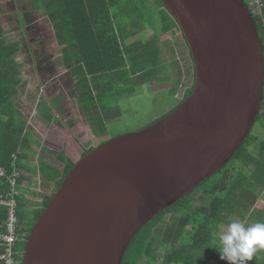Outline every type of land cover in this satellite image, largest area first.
<instances>
[{
	"label": "water",
	"instance_id": "95a60500",
	"mask_svg": "<svg viewBox=\"0 0 264 264\" xmlns=\"http://www.w3.org/2000/svg\"><path fill=\"white\" fill-rule=\"evenodd\" d=\"M191 51L194 91L167 117L77 161L21 264H123L139 232L221 170L255 125L262 43L244 0H162Z\"/></svg>",
	"mask_w": 264,
	"mask_h": 264
},
{
	"label": "trees",
	"instance_id": "16d2710c",
	"mask_svg": "<svg viewBox=\"0 0 264 264\" xmlns=\"http://www.w3.org/2000/svg\"><path fill=\"white\" fill-rule=\"evenodd\" d=\"M43 1L47 13L55 23L57 22V32L60 35L67 33L71 37V39L67 40L60 38L59 43L62 45L65 42L67 43L66 54L69 55L70 59H74L77 67V69H74V73L77 76L78 101L85 122L86 124L88 123V126H92V130L99 131L101 134L107 133L111 120L113 121L115 118L112 117L113 115L109 116L111 114V110L108 107L110 101H104V98H107L109 91L114 89V92H116V87L118 86L121 88L120 83L126 79L124 73H131V78L137 77L140 83H160L157 78L163 63H161L158 56L153 57V52L151 51L154 48V50L157 49L156 55L159 53V48L154 47L157 40H159V36L155 35L147 41H139L127 48L123 47L120 40V37L123 40L128 37L124 29L131 28L133 30V27H137L139 23L147 20L151 14V12H148L151 11L150 9H153L154 16L155 8L148 4L147 0L139 2H137L138 0ZM244 1L249 6L250 0ZM120 3L121 6L125 4V6L121 7V11ZM156 3L163 7V15L167 17V26L164 28L163 33L172 32L173 29L182 31L177 20L166 9L164 2L156 0ZM96 11L101 19V22L97 24L98 31H95L94 18H92V13ZM110 11H113L121 20H125V23H122L121 33L117 32L114 23H112L113 15L111 16ZM1 12L2 8L0 7ZM124 14L128 15L129 18L121 16ZM253 19L262 43L264 62V27L256 16H253ZM150 20L153 23V17ZM133 23L137 24V26H133ZM139 29L136 28L134 31ZM184 39L186 41L185 37ZM186 47L188 49L187 43ZM19 49V42H12L5 38L4 28L0 22V165L8 170H12L11 156L17 154L19 149L22 152L18 155L16 167L25 169L21 167L20 162L24 159V151L28 143L30 144L32 137L30 133L26 134L27 122L19 113L16 105L18 87L21 83L18 64L15 60ZM188 54H190L192 60L190 49H188ZM128 58L131 63V68L129 69L127 67ZM175 65L179 66V77H181L183 71L180 63L175 61ZM192 69L195 82L193 60ZM89 80L97 81V83H93L95 84L93 89L87 87ZM178 80L177 87L183 81L182 78ZM169 81L175 83L174 80ZM194 82L190 88L186 89L182 99L177 100L169 114L174 112L184 100L192 95ZM107 83H114V85H105ZM257 123H260L262 129H264V93L255 125ZM254 139L251 131L234 157L221 170L211 178L203 181L192 193L148 223L132 243L123 264H224L225 261L220 259L216 249L215 251H208L209 253L204 249L209 244L215 246L214 232H217L219 227L215 226L214 221L221 218L222 214L225 220L227 216L225 215L226 210H235L236 206L242 207L244 210L249 207L247 206L248 202L240 201L237 194L246 193L256 196L257 190L254 188L261 180H264V139H261L256 147L252 143ZM247 144L249 147L252 146L253 150L249 149L247 151L245 149L244 154L243 150ZM93 149L85 150L81 153L78 160L67 156L65 153L56 154L58 164L54 166L44 164L41 166L44 185L49 186L57 182L59 187L65 176L73 169L75 163ZM237 159L242 160V167H247V169L251 170V173L244 172L242 167L239 169L231 165L233 160ZM62 167H64L63 170ZM203 185L208 186V188L204 189L206 198L202 202L203 205L199 207L198 205L195 207L184 205L196 193V190ZM5 188L6 185L0 179V190ZM51 200L52 198H47L45 207L36 213L35 222ZM25 213L26 211L20 212L21 222L25 220ZM172 213L178 214V220L164 232L163 236V230L160 225ZM25 245L22 244L21 249H24ZM160 248L164 253H160ZM144 260H147V262L144 263Z\"/></svg>",
	"mask_w": 264,
	"mask_h": 264
},
{
	"label": "rangeland",
	"instance_id": "374dc122",
	"mask_svg": "<svg viewBox=\"0 0 264 264\" xmlns=\"http://www.w3.org/2000/svg\"><path fill=\"white\" fill-rule=\"evenodd\" d=\"M5 1L6 0L0 1L2 2V5L5 8L3 9V11L9 12L7 8L8 6H10L9 4H11V1L8 0L7 2ZM122 6H125V4ZM122 6L120 3V11ZM150 10L151 11L148 12H151V14L150 16H148V19L145 20L143 23H139V24H143V26H139V24L137 26V24L133 23V26H137V27H133V30L136 28L139 29L141 27H147L148 29H152L153 23L151 22L150 18L154 16L152 12L153 9ZM121 16H125L129 18L128 15L126 16V14ZM182 35H183L182 31L180 30L178 31L177 35L172 36V34H170L169 42L167 43V46L169 47L168 56L163 57L162 60L163 65L162 68L160 69V72L158 73L157 81L158 82L160 81V83H156V82H152L151 84L142 83V82L140 83L137 77L131 78V73H124L126 79L120 83L121 88L120 86H118L119 88L116 87L117 88L116 92H114V89L108 92V96L107 98H104V101H110L108 107L111 110V114H109V116L113 115L112 117L115 118V120L113 121L111 120L107 133L101 134L99 131L96 130L94 131L92 130L93 129L92 126H90V128H92L91 131L86 132L85 128H83L84 125L81 126V122L85 121V118L80 112L81 107L79 101L77 100L76 89L73 88V86L71 85L70 82L67 81V79L65 80V82L58 84V82L61 79L63 80L64 77V74L61 73L59 74L57 73L55 77L49 79V82L46 81L44 78L40 80L42 85L44 84V86L45 85L47 86L48 83L49 85L47 86V89H41L38 91L41 96L36 106H33V110H31L32 113L30 115L31 117L33 114H35V118L33 120V126L35 125L36 128L39 127L40 130L43 131L42 135L44 137L47 131L55 132L57 131V129L61 131L63 130L64 133L66 134L70 132L72 135L78 136L77 139L79 140L80 139L82 141L89 140L88 145L90 146L94 145L95 148L99 147L105 141L108 142L109 140L128 136L146 129L151 124L155 123L157 120L169 114L170 111L173 110V107L175 106L174 104H176L177 100L182 99L186 89L190 88L194 82L192 60L190 54H188L186 41L184 37H182ZM142 41H146V40H142ZM46 46L47 43H44L43 50H47ZM36 47L42 50L39 45H36ZM123 47L126 48L124 45ZM171 50H173V52H171ZM42 53L46 55L44 51H42ZM175 61L180 63V67L182 68L183 75L181 77H179V71H178L179 66L175 65ZM46 63L48 64V59ZM129 63H130V59L128 58L127 65ZM47 64L44 65L41 64L42 67L38 69L39 72L38 73L36 72V74L38 75L40 71L43 69H46V73H47L49 71ZM47 76L49 78V75ZM38 78L39 77L37 76L36 79ZM180 78H182L183 81L181 82L179 87H177L176 84H178L179 81L178 79ZM169 80H174L175 83ZM55 81H57L56 85L53 84L55 83ZM112 84L114 85V83H107L105 85L109 86ZM54 85L55 87H53ZM28 95H30L29 99L33 97L31 92ZM25 110L26 112H28L29 105L26 107ZM49 116L54 120L53 121L49 120L47 118ZM38 117H39L38 123L37 122L35 123L34 121ZM60 123H62L64 126L62 127ZM29 124L30 127H32V124L31 123ZM49 124L50 126L52 125V128L49 126ZM252 136L255 138L252 141L253 146L255 147L259 145V141L262 138L264 139V129H262L260 123L254 125L252 129ZM102 138H107V139H105V141H100ZM51 139L52 137L51 135H49L47 141L50 142ZM32 146L33 145L31 142L30 144L28 143L27 148L24 151V159L21 160L20 165L22 168H25L29 172L38 174L37 171L38 168L36 164H38V162L40 163V160L38 159L37 163L34 162L37 158V155L31 151ZM245 149L249 151V149L253 150V147L252 146L249 147L248 144L245 145V148L243 150L244 154H245ZM231 165L241 169V167L243 166V161L239 159L233 160ZM243 171L244 172L247 171L248 173H251V170L247 169V167L243 168ZM258 185L254 188L255 190H257V192H259ZM206 188H208V186L203 185L201 188L196 190V193L190 199H188L184 203V205H186L187 207H195L196 205H198L199 207L203 205L202 202L206 198L204 196L205 195L204 189ZM222 215L220 216L221 218H219L217 221H214L215 226L219 227L218 228L219 230L217 232H214L213 239H216L217 234L222 232V229L226 225L225 221L230 219L229 217L226 216L224 220V215L223 216ZM177 220H178L177 213L176 214L172 213L163 220L162 224L160 225L163 230V236H164V232L168 228L172 227V225H174ZM204 250L207 251V253H209L208 251H215V247L212 244H209V246H207L206 249ZM159 251L160 253H163V250H161V248ZM146 262L147 260H144V263Z\"/></svg>",
	"mask_w": 264,
	"mask_h": 264
},
{
	"label": "crops",
	"instance_id": "0c3cea01",
	"mask_svg": "<svg viewBox=\"0 0 264 264\" xmlns=\"http://www.w3.org/2000/svg\"><path fill=\"white\" fill-rule=\"evenodd\" d=\"M8 1H11V4H9L10 6H8V8L6 6L9 12L3 11V9L5 8L2 5V2H0V7L2 8V12L0 13V22L2 23V26L4 28L5 38H7L9 41L12 42L13 41L19 42L20 44V49L15 57V60L18 64V68L20 72V80H21V83L18 87V93L16 96V105L18 107L19 113L22 115V117L25 118L27 122L26 134L30 133V136H32L31 143L33 146L31 151L37 155V158L34 162L37 163L38 159L40 160V163L38 162V164L36 165L38 168L37 171L42 176L41 174L42 165L48 164L54 166L52 163H49L50 161L43 160L44 156L47 155L48 150L56 147L57 145L64 146V141L62 140L65 139L67 145L77 149L76 151L74 150L73 152H69L68 155L66 154L67 156H71L76 160L80 158L81 153H83L85 150L95 148V146L88 145L89 140L87 141H82L81 139L79 140L77 139L78 136L72 135L70 132L66 134L64 133L63 130L61 131L59 129H57V131L55 132L47 131L48 134L46 133L44 137L42 135L43 131H41L39 127L36 128L35 125L33 126V120L35 118V114H33L31 117L30 115L32 113L31 110H33V106H36L38 100L40 99L41 95L39 94L38 91L41 89H47V86L49 85V83L47 84V86L46 85L44 86V84L42 85L40 80L44 78L46 81L49 82V79L55 77L57 73L64 74L63 80L61 79L58 82V84L65 82V80L67 79V81L71 83L73 88L76 89L77 100H78L77 76L74 73L75 71L74 69H77V67L75 65L74 59H70L69 55L66 54L67 52L65 49L67 47V43L65 42V44L63 45L59 43L60 38H63V40H67V39H71V37L67 35V33L65 32H64L65 35H60L57 32L56 29L57 22L55 23L52 17L47 13L44 7L43 0H8ZM139 1L141 0H138L137 2ZM5 2H7V0ZM147 2L148 4L152 5L155 8L152 29H148L147 27H141L138 31H134L131 28H126L124 29L126 30L125 32L126 36L128 35V37L129 36L130 37L129 38L127 37L126 40H123L120 37L121 44L127 48L128 46L133 45L139 41L142 40L147 41L153 38L155 35L159 36V40H157L156 46H154L159 48L160 50L159 53L156 55L155 52L157 51V49L154 50V48L151 51L153 52V57L158 56L159 59L161 60V63H163L162 62L163 57L168 56L169 47L167 46V43L169 42L170 34H172V36L177 35L179 30L173 29L172 32L163 33L164 28L167 26V17L166 15L165 16L163 15L164 12L163 7L157 5L156 0H147ZM110 13L111 16L113 15L112 23H114L117 32L121 33L122 23H125V20H121V18L117 17L116 14L113 13V11H110ZM92 18H94L93 24L95 27V31H98L97 24L101 22V19L99 18L97 11L92 13ZM141 26H143V24H141ZM44 43H47L46 46L47 50H43ZM36 45H39L42 50L37 48ZM42 51H44L48 56L43 54ZM47 59H48V64L46 63ZM41 64L43 65L47 64L49 71L46 73V69H43L37 75L36 72L37 73L39 72L38 69L42 67ZM127 67L128 69L131 68V63H129ZM47 75H49V78ZM37 76L40 78V79L38 78L39 81L38 79H36ZM94 82L97 83L96 80ZM94 82L92 80H89L88 81L89 84L87 87L93 89L95 87V84H93ZM53 84L56 85L57 81H55V83ZM55 85L53 87H55ZM30 92L32 93L33 97L29 99L30 95L28 94ZM93 93L97 94L95 92ZM25 105L27 106L29 105L28 112H26L25 110L27 107ZM80 112L82 114V110ZM39 117L34 121L35 123L36 122L38 123ZM47 118L51 121L54 120L53 118H50V116ZM29 123L32 124V127H30ZM52 125L50 126L49 124L51 128ZM60 125L62 127L64 126L62 123H60ZM82 125H84L83 128H85L86 132L91 131L90 126H88L85 121L81 122V126ZM49 135H51L52 137L50 142L47 141ZM105 139L107 138H102L100 141H105ZM20 152H22L21 149L17 151L16 155H19ZM53 154L56 157V154L58 153H53ZM257 193L258 194L256 196L249 195L246 193L237 194V197L240 198V201L248 202L247 206L249 207H247V209L244 210L242 209V207L236 206L235 210L233 209L226 210L225 215H227L230 219H228L222 231L226 230L228 222L232 220H238L241 222H245L246 224H253L255 222H264V180H261V182L259 183V192ZM249 264H264V250L258 251L254 255L253 260L249 262Z\"/></svg>",
	"mask_w": 264,
	"mask_h": 264
},
{
	"label": "built area",
	"instance_id": "2783aa9c",
	"mask_svg": "<svg viewBox=\"0 0 264 264\" xmlns=\"http://www.w3.org/2000/svg\"><path fill=\"white\" fill-rule=\"evenodd\" d=\"M248 8L264 27V0H250ZM17 156H11L12 170L0 165V179L6 185L0 190V264H21L24 255L21 246L28 237L20 226V212L40 204L46 188L39 172L34 174L16 167Z\"/></svg>",
	"mask_w": 264,
	"mask_h": 264
},
{
	"label": "clouds",
	"instance_id": "9594fccd",
	"mask_svg": "<svg viewBox=\"0 0 264 264\" xmlns=\"http://www.w3.org/2000/svg\"><path fill=\"white\" fill-rule=\"evenodd\" d=\"M214 247L228 264H249L264 250V222L229 221L226 230L217 234Z\"/></svg>",
	"mask_w": 264,
	"mask_h": 264
},
{
	"label": "flooded vegetation",
	"instance_id": "af4514ba",
	"mask_svg": "<svg viewBox=\"0 0 264 264\" xmlns=\"http://www.w3.org/2000/svg\"><path fill=\"white\" fill-rule=\"evenodd\" d=\"M62 141H64V146L57 145L56 147L48 150V153L46 156H44L43 160L50 161L49 163H52L53 165H55V164H58V159L55 157V155L53 153H65L68 155L69 152H73L74 150L75 151L77 150V149L72 148L69 145H67V142L65 141V139ZM63 168L64 167H62V170H63ZM58 182H59V180H58ZM45 187L46 188H45L44 193H43L44 197H43L42 202L40 204L31 206L28 210H26L24 222L20 221L21 229L26 232L27 237L29 236L31 229H32L33 225L35 224L36 213L38 211H41L45 207V203L47 201V198H52L53 195L55 194L56 190L58 189L57 182H54L51 185L45 186ZM31 224H32V226H31ZM24 249H25V247H24Z\"/></svg>",
	"mask_w": 264,
	"mask_h": 264
},
{
	"label": "bare ground",
	"instance_id": "6f19581e",
	"mask_svg": "<svg viewBox=\"0 0 264 264\" xmlns=\"http://www.w3.org/2000/svg\"><path fill=\"white\" fill-rule=\"evenodd\" d=\"M263 93H264V91H263ZM105 143H107V142H105ZM95 149V148H94Z\"/></svg>",
	"mask_w": 264,
	"mask_h": 264
}]
</instances>
